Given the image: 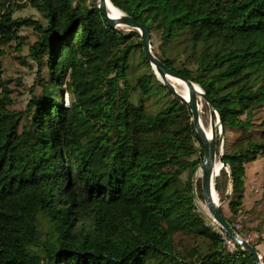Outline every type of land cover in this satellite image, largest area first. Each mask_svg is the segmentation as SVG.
Returning a JSON list of instances; mask_svg holds the SVG:
<instances>
[{"label": "trees", "instance_id": "1", "mask_svg": "<svg viewBox=\"0 0 264 264\" xmlns=\"http://www.w3.org/2000/svg\"><path fill=\"white\" fill-rule=\"evenodd\" d=\"M110 2L158 36L154 54L205 92L226 141L236 136L216 191L230 189L241 236L247 165L264 158V0ZM26 8L46 26L15 17ZM25 28L39 36V76L12 122L4 59L23 52ZM203 158L189 107L98 0H0V264H256L199 211Z\"/></svg>", "mask_w": 264, "mask_h": 264}, {"label": "rangeland", "instance_id": "2", "mask_svg": "<svg viewBox=\"0 0 264 264\" xmlns=\"http://www.w3.org/2000/svg\"><path fill=\"white\" fill-rule=\"evenodd\" d=\"M16 18L33 17L36 20L43 22L46 26L43 17L31 8H26L23 11H19L15 14ZM20 36L23 37V41L26 43L23 45V52L19 53L15 48L7 50L8 55L4 59L5 77L9 81V87L13 91V94L9 96L8 103L10 105L12 122H15L22 111L26 108L28 103L32 99V89H35L36 80L39 76V66L33 62L29 56L30 45H34L38 41V34L32 28H25L20 32ZM152 48L153 52L160 54V40L156 34L152 35ZM261 66L264 67V58L260 60ZM45 73V72H43ZM44 76V75H43ZM71 103L68 94H65V104L69 106ZM201 118L202 122L209 132H211V112L208 105L205 102H200ZM263 115H264V111ZM263 116L256 117V123L261 122ZM216 122L218 118L216 116ZM236 136L230 133L227 137V141L233 142ZM217 141L220 142L221 155L225 152V143L227 142L222 132V126L218 124L217 127ZM177 167L170 168L168 171L175 172ZM248 180L246 183V195L244 199V210L237 218L236 227L242 232L241 237L250 243L257 246V250L262 257L264 263V158L247 165ZM182 178L187 180L188 173H185ZM197 181V173L195 175ZM218 194V193H217ZM230 194V189L225 192V196H220L219 203L224 212L225 217H232V213L229 209V201L227 200ZM196 203L199 211L202 215L212 220V224L217 225L213 219L205 210L204 203L198 199L197 192ZM229 246L233 247V244L229 242Z\"/></svg>", "mask_w": 264, "mask_h": 264}, {"label": "water", "instance_id": "3", "mask_svg": "<svg viewBox=\"0 0 264 264\" xmlns=\"http://www.w3.org/2000/svg\"><path fill=\"white\" fill-rule=\"evenodd\" d=\"M98 1L99 9L109 27L114 29L127 28L131 31H137L140 34L146 60L151 65L156 76L158 77V80L168 89L171 95L189 107L192 113L195 135L204 148V158L197 172V179L201 180L203 197L210 217L225 232L227 236H230L239 247H241L245 252L254 258L256 264H264L258 250L234 230L227 218L222 213L221 206L214 201L213 191L216 190V179L220 176L221 171L226 168V164L223 162L222 155H218L217 127L218 124L221 125V120L213 103L197 84L177 74L154 54L152 48V33L148 26L138 23L135 19L126 15L122 11V17L119 19H113L108 13V0ZM168 77L175 78L187 84L190 90L187 100L178 92L174 84L168 81ZM197 88L201 89L202 92H198ZM202 101L208 105L211 112V137L206 133L202 122L200 113V102ZM216 116L218 118V123L216 122ZM218 164L221 165L220 169L217 168Z\"/></svg>", "mask_w": 264, "mask_h": 264}, {"label": "bare ground", "instance_id": "4", "mask_svg": "<svg viewBox=\"0 0 264 264\" xmlns=\"http://www.w3.org/2000/svg\"><path fill=\"white\" fill-rule=\"evenodd\" d=\"M107 9H108V13L110 14V17L113 18V19H119L120 17L123 16L122 13H121V11L118 10V9H116V8L112 5V3L110 2V0H108V2H107ZM167 79H168V81H170L172 84H174V86L176 87V89L178 90V92H179V93H180V94H181V95L187 100L188 97H189V92H190V90H189L187 84L184 83V82H182V81H180V80H177V79H175V78H172V77H168ZM197 90H198V92H200V93L202 92L201 89H199V88H197ZM203 125H204V124H203ZM204 128H205V126H204ZM205 130H206V128H205ZM206 133L211 137L212 130H211V132H209L208 130H206ZM220 167H221V165L218 164L217 168L220 169ZM213 192H214V193H213L214 201H215L217 204L220 205V203H219V195L217 194V191L214 190ZM204 206H205V210H207V212H208V214H209V211H208V209H207V207H206L205 204H204ZM209 215H210V214H209Z\"/></svg>", "mask_w": 264, "mask_h": 264}]
</instances>
